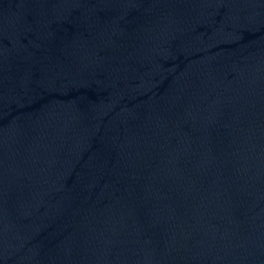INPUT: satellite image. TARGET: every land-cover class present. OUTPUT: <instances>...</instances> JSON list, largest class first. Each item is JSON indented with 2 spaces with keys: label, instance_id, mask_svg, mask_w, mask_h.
Here are the masks:
<instances>
[{
  "label": "water",
  "instance_id": "obj_1",
  "mask_svg": "<svg viewBox=\"0 0 264 264\" xmlns=\"http://www.w3.org/2000/svg\"><path fill=\"white\" fill-rule=\"evenodd\" d=\"M0 264H264V0H0Z\"/></svg>",
  "mask_w": 264,
  "mask_h": 264
}]
</instances>
